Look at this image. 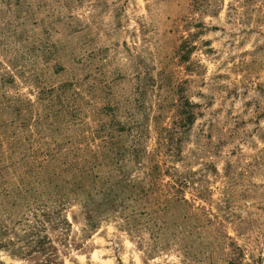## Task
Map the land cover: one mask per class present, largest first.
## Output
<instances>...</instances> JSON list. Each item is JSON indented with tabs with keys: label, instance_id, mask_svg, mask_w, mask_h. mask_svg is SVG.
I'll list each match as a JSON object with an SVG mask.
<instances>
[{
	"label": "rangeland",
	"instance_id": "1",
	"mask_svg": "<svg viewBox=\"0 0 264 264\" xmlns=\"http://www.w3.org/2000/svg\"><path fill=\"white\" fill-rule=\"evenodd\" d=\"M0 264H264V0H0Z\"/></svg>",
	"mask_w": 264,
	"mask_h": 264
}]
</instances>
